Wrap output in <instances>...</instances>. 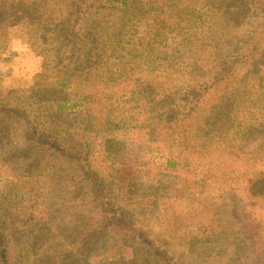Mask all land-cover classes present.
Instances as JSON below:
<instances>
[{
    "label": "rangeland",
    "instance_id": "374dc122",
    "mask_svg": "<svg viewBox=\"0 0 264 264\" xmlns=\"http://www.w3.org/2000/svg\"><path fill=\"white\" fill-rule=\"evenodd\" d=\"M72 1L0 0V9L32 10L0 29V209L11 264H165L131 237L94 241L100 206L81 166L22 153L24 118L62 131L63 142L77 137L79 150L90 144L92 170L175 261L264 263V250L244 257L233 219L248 180L264 172V34L252 52L264 12L247 11V0H164L138 12L91 0L68 28ZM70 28L85 40L75 51L63 46ZM242 56L212 88L221 64ZM67 76L63 92L84 105L60 115L53 103ZM129 183L140 186L131 193ZM210 226L225 234L208 237Z\"/></svg>",
    "mask_w": 264,
    "mask_h": 264
},
{
    "label": "trees",
    "instance_id": "16d2710c",
    "mask_svg": "<svg viewBox=\"0 0 264 264\" xmlns=\"http://www.w3.org/2000/svg\"><path fill=\"white\" fill-rule=\"evenodd\" d=\"M90 1L91 0L72 1V4L68 6L69 9L71 8V10H69V18L71 19V21H69L67 23L68 25H66L68 26V28L69 24L76 26V24L80 22V13L83 12L82 8L86 7ZM102 1H108L112 4H118L120 6L133 9L135 12H138L139 5H141V3H143L144 9L145 7L146 9H153L154 7H156L154 10H159L164 0ZM261 3L264 2L262 0H247V7H251L247 8V11L255 9V11L258 12H264V6L259 5ZM31 16L32 10L27 7H11L8 9H0V29L4 26L18 24L19 21L23 19L30 20ZM157 27L162 31L166 28V24L164 23V21H160L158 22ZM73 29L71 30L70 28V31L68 30L69 34L65 36V44L63 45L65 46L66 42H71L69 48L71 50H74L75 48H77L78 44L84 43L85 41L83 37L75 39V36L73 37V35H70V32L72 33ZM262 34H264V30L257 32V35L255 37V41L257 42L252 48L253 54L254 52H258L260 49L261 40L258 39H260ZM115 41H117L115 42V45H121L120 38L119 40L117 39ZM106 48V46H104L102 50L101 48H96L98 49L96 55L98 57V60L103 59L109 53L108 49ZM91 53H93V49ZM242 58L243 56L235 57V60H227L226 62L221 64V69L215 76L211 87L216 88L221 83H225V81H228L233 76L235 70L234 68L239 62V59ZM64 79H66V81L62 80V82L58 84L57 92H60L59 94L61 95V97L58 98L55 103H53V105L56 107V111L60 115H63L64 112L66 113V109L77 110L84 105L83 102H78V100L71 101L72 99L69 98V95L63 92L74 81L73 78L69 79V76ZM68 105H71L69 109L67 108ZM23 121L26 131V140L24 143L27 149L22 151V153H35L34 157H37V159H39V162L45 160L47 156L51 155L50 157H59L62 158L63 161H67L68 159L69 161L81 166L83 183L89 188V194L91 195V198L94 201L98 202L100 206L99 228L97 229V233H95L93 236L94 241L99 240L101 237L103 238L110 236L111 233L116 237H131L140 241L141 244L148 250L147 252L151 253L157 261L165 264H184L182 262V258L175 261V259L171 257L168 249H166L165 247L163 248V246L161 245L157 246V243L159 244V242L162 241V238H157V234L151 232V230H148L149 228L145 226L143 222H140L139 220L132 217L129 214L127 207L120 204L118 198L109 191L108 186L104 182L105 180L103 176L100 173L92 170L90 166V158L92 154L90 144H86V148H81V150H79L80 145L77 137L74 136V138L69 140L68 142H63L61 140L64 137L62 131L58 132L54 128H52V126H49L48 124L40 121L37 122V120L35 121L24 118ZM45 147L47 149H45ZM178 165L179 164L176 161L171 160L168 163V168L176 170ZM139 186L140 184L129 183L128 188L130 190L128 191H131L133 189L132 191L136 192V188H138ZM246 199V204L242 205L241 208L239 207L240 212L237 215L234 214L235 217L233 219L236 220V225L240 228V232L236 234V237L241 238L240 245L242 246L245 253L244 257L249 260V258L254 255L252 254V252H260L264 250V222L259 218V216H264V172L248 180L246 187ZM4 218L5 213L0 209V226L4 227L2 230H0V264H11L12 258L10 256V247L8 242L4 238L6 227ZM216 225L218 224L216 223ZM210 227L211 228H209V230L213 232L210 233L208 237H211L214 234H225V232H221L219 230V227ZM202 235H205V233H203ZM248 264L260 263L249 262Z\"/></svg>",
    "mask_w": 264,
    "mask_h": 264
}]
</instances>
